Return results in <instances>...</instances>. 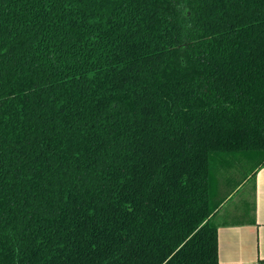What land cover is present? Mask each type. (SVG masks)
<instances>
[{"label":"trees","instance_id":"1","mask_svg":"<svg viewBox=\"0 0 264 264\" xmlns=\"http://www.w3.org/2000/svg\"><path fill=\"white\" fill-rule=\"evenodd\" d=\"M259 158L264 0H0V264H218Z\"/></svg>","mask_w":264,"mask_h":264},{"label":"crops","instance_id":"2","mask_svg":"<svg viewBox=\"0 0 264 264\" xmlns=\"http://www.w3.org/2000/svg\"><path fill=\"white\" fill-rule=\"evenodd\" d=\"M254 173L249 202L234 191L210 217L217 228L218 264H264V165Z\"/></svg>","mask_w":264,"mask_h":264},{"label":"rangeland","instance_id":"3","mask_svg":"<svg viewBox=\"0 0 264 264\" xmlns=\"http://www.w3.org/2000/svg\"><path fill=\"white\" fill-rule=\"evenodd\" d=\"M187 13H189L187 11ZM243 160V159H242ZM247 160V159H245ZM260 158L255 160H249L246 162L235 161L233 164L226 168H222L220 172L215 174L214 180V192L217 193L220 199H225L229 194L234 191H239L237 194L241 193L247 199V202L251 199V183L252 177L251 174L256 168L260 166ZM218 198V199H219Z\"/></svg>","mask_w":264,"mask_h":264}]
</instances>
